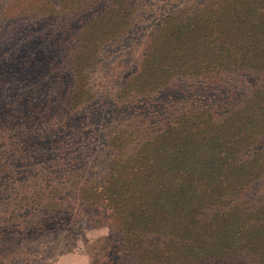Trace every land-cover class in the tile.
<instances>
[{
	"label": "rangeland",
	"instance_id": "rangeland-1",
	"mask_svg": "<svg viewBox=\"0 0 264 264\" xmlns=\"http://www.w3.org/2000/svg\"><path fill=\"white\" fill-rule=\"evenodd\" d=\"M261 2L0 0V133L12 145L0 146V158L10 152L0 161V174L20 150L11 185L0 178V206L11 208L14 199L50 186L55 203L63 207L34 231L39 233L28 249L32 264H107L109 258L119 264L126 256V242L137 237L122 232L109 236L110 220L82 205L104 203L102 190L116 194L121 179L123 187L138 182L150 188L136 195L142 214L148 216L146 198L154 194L152 205L157 197L167 205L172 184L185 182L188 190L197 176H207V167H195L186 183L184 176L176 178V169L164 173L162 165L160 176L149 179L152 163L160 164L171 153L160 136L170 121L193 118L183 126L184 136L199 138L209 129L207 136L216 137L220 146L237 144L240 138L245 148L264 137V38L256 45L258 53L247 59L244 54L234 58L229 47L235 43L248 50L252 43H241V30L246 23L264 26ZM249 9L258 12L242 20ZM213 20L224 23L221 57L210 46ZM179 34H184L181 41ZM180 44L182 61L174 55ZM168 48L171 55L164 53ZM247 81L255 83L258 98L245 97L251 91L246 90ZM239 108H244L241 118L256 122L254 128L241 125L230 133L217 123L227 122L225 115ZM197 112L207 115L197 119ZM190 142L187 139L178 152L175 166H188L181 161ZM159 146L164 155L158 153ZM204 199H210V193ZM2 214L5 238L19 232L17 223L8 224V214ZM157 231V225L151 227L148 236L154 238ZM149 243L145 240L142 246ZM158 247L150 249L159 252ZM162 257L163 264L177 262L168 259L167 251Z\"/></svg>",
	"mask_w": 264,
	"mask_h": 264
},
{
	"label": "trees",
	"instance_id": "trees-1",
	"mask_svg": "<svg viewBox=\"0 0 264 264\" xmlns=\"http://www.w3.org/2000/svg\"><path fill=\"white\" fill-rule=\"evenodd\" d=\"M263 1L259 3V6L264 7ZM257 12L249 9L242 20L253 18ZM223 25L222 21H210V46H215L219 50V57L224 55L223 49L219 46V42L226 38L225 31H222ZM246 25L241 30V43L252 44H249L248 50L235 43L229 45L235 54L234 58L239 57L240 54H244L246 59L248 55H255L258 53L256 45H259L264 38V26H248V23ZM184 34L178 35V41L184 39ZM171 36H176V33ZM222 36L225 38L222 39ZM183 46L180 44V51L174 54L179 56L180 61L185 59ZM164 53L171 55L172 52L168 48ZM219 72L216 70L213 73L218 75ZM244 74L250 76L247 72ZM246 83V90L250 87L251 91H248L245 97L258 98L259 94L252 89L255 88V83L252 86L250 82ZM254 106L258 108L257 105ZM243 111L244 108L233 109L231 114L225 115L227 122L217 123L222 124V127H228L230 133H234L241 125H244L246 129L254 128L256 122L253 119L241 118ZM205 113L202 115L197 112L196 118L201 119L202 116L207 115ZM236 117L239 118L236 119ZM191 122H194L193 118H177V121L169 122L168 129L160 136L164 135V141L168 144L167 147H171V153L164 156L160 164L152 163L149 179L154 174L158 178L159 169L163 165L164 173L171 171L172 168L176 169L173 172L177 175L176 178L184 176L187 183L193 177L195 167H207L210 170L207 176L195 178L199 183L194 181L188 190L184 188L185 182L172 184V188L167 189L172 197L165 201L167 205L160 204L158 197L154 200L155 205H152L154 199L152 194L146 198L148 216L142 214L143 205L140 204V198L136 195L147 193L149 192L147 189L150 188H145L138 182L133 183V188L123 187L121 179L117 182L120 184V190L118 189L116 194L112 193L108 196L107 192L102 190L104 203L82 206L84 209L93 207L103 214L102 217L110 220L107 224L110 229L109 236H116L122 232V236L137 237L136 240L126 242L128 246L126 256L121 258L119 264H163V251L168 252L170 261H177L173 264H264V137L254 138V142L251 140L252 143L247 144L245 148H242L240 138L238 145L230 142L231 144L220 146L216 137L207 136L210 134L209 129H203L205 137H185L183 126ZM231 125L236 128L231 130ZM7 139L8 137L0 133V146L11 147ZM187 139L191 141L188 147L191 149L184 152L181 163H187L188 166L179 168L175 166L177 155L183 149ZM15 148L18 149V146ZM157 151L164 155L165 149L159 146ZM19 153L20 150H17L16 158L13 156L9 158L10 165L5 166V170L0 174V178L8 186L15 178L14 167L17 164L16 161H19L17 157ZM8 154L10 152H5L0 161H5L3 157ZM181 170L185 171L183 175ZM206 193H210V199H204ZM19 194L17 193L16 197L19 198L21 195ZM54 195L56 192L50 186L43 189L39 187L32 196L23 195L24 198L14 199L10 204L11 208L0 206V214H8L7 223L15 222L19 229L16 234L5 238L0 228V259H5L9 264H32L34 257L28 249L33 244L31 238L36 239L39 233L34 231L43 219L47 220L50 214H59L63 209L61 205L55 203ZM132 201H136L133 206ZM106 209L111 210V213L107 214ZM99 221L95 222L100 225ZM156 225L159 231L154 238H151L148 236V231ZM169 228L172 230L171 233L168 231ZM165 234H168V237ZM145 240L150 243L142 246ZM154 246L162 248L156 252L154 248L150 249ZM144 247L147 249L141 251ZM138 251H141L140 254ZM131 256L138 258L133 260ZM0 264H2L1 260ZM107 264L115 263L109 258Z\"/></svg>",
	"mask_w": 264,
	"mask_h": 264
}]
</instances>
